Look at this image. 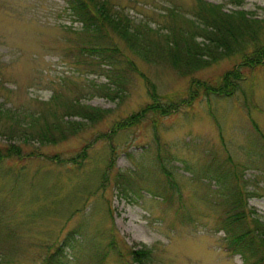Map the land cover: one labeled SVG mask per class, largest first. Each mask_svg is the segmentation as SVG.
<instances>
[{
  "label": "rangeland",
  "instance_id": "rangeland-1",
  "mask_svg": "<svg viewBox=\"0 0 264 264\" xmlns=\"http://www.w3.org/2000/svg\"><path fill=\"white\" fill-rule=\"evenodd\" d=\"M104 1L154 28L172 9L191 17L198 0ZM202 1L264 20V0ZM87 38L66 0H0V108L46 110L57 96L102 112L55 141L8 137L0 118V147L12 144L20 155L0 160V264H40L53 251L61 264H97L96 248L105 264H140L132 252L144 248L147 264L255 261L258 253L239 254L229 238L264 224V58L238 69L231 95L199 90L186 105L191 78L217 83L239 59L181 75L139 58L114 32L102 42L107 60L87 49ZM150 86L178 108L110 131L150 102ZM117 173L132 190L120 191ZM219 173L243 204L244 226L234 231ZM111 238L115 248L107 249Z\"/></svg>",
  "mask_w": 264,
  "mask_h": 264
},
{
  "label": "trees",
  "instance_id": "trees-1",
  "mask_svg": "<svg viewBox=\"0 0 264 264\" xmlns=\"http://www.w3.org/2000/svg\"><path fill=\"white\" fill-rule=\"evenodd\" d=\"M71 5L73 13L84 27L90 44L88 50L98 52L100 57L107 46L102 42L109 31L114 32L117 37L123 40L125 46L139 58L148 62H165L181 75L190 74L198 69L231 55L239 59L238 67L226 70L217 83H209L204 80L191 78L186 97L180 99V103L189 105L192 98L204 90L206 94L231 95L241 80L242 75L239 68L252 66V63H259L264 58V20L251 17L243 10L222 11L220 5L197 1V7L190 12L189 18L183 16L173 9L166 14L170 18L167 23L151 28L145 22L132 23V21L121 11L111 9L104 0H66ZM178 15H177V14ZM184 24H178L176 17ZM177 23V24H176ZM83 50V47H81ZM106 59V58H105ZM107 60V59H106ZM117 82V81H116ZM120 82V80H118ZM102 90V89H101ZM105 94V93H104ZM150 102L146 103L138 112L129 115L122 121L114 123L110 131L117 128L137 124L145 114L151 112L159 116L167 115L178 108L179 104L159 102V98L149 87ZM55 106L49 105L46 110L31 111L20 114L17 111L0 108V118L9 121L7 126L8 137L29 136L37 140L55 141L64 139L71 133L77 131L83 121H93L101 116V110L89 108L78 102L76 99L62 100L53 96L51 98ZM59 108V110H58ZM69 117H78L79 122ZM81 122V123H80ZM18 147L9 144L0 147V160L16 157ZM62 162V160H61ZM164 168H162V172ZM224 172V171H223ZM225 173V172H224ZM223 173V174H224ZM223 180L224 175L219 173ZM216 177V176H215ZM218 177V176H217ZM216 177V179H218ZM114 183L121 192L131 189L130 179L123 174H115ZM220 181V180H219ZM226 209L228 212V230L244 226L243 204L239 197L230 192L229 184ZM230 187V188H229ZM231 210H235L231 212ZM226 220V219H225ZM253 221V219H252ZM256 221V220H254ZM235 227V228H234ZM229 238L236 251L241 254L246 251L248 254L258 253L255 261H247L245 264H264V224L258 222L253 228L231 232ZM114 238L106 244L107 249H114ZM49 247V246H48ZM58 252V251H57ZM56 251L47 252L40 264H61L60 256ZM134 261L140 264H147L150 250L148 248L134 250ZM94 258L97 264L103 263V254L95 249ZM246 258V257H245Z\"/></svg>",
  "mask_w": 264,
  "mask_h": 264
}]
</instances>
